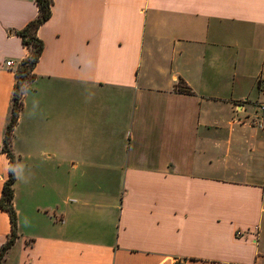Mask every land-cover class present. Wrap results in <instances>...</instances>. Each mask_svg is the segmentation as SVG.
Returning <instances> with one entry per match:
<instances>
[{
	"label": "crops",
	"instance_id": "1",
	"mask_svg": "<svg viewBox=\"0 0 264 264\" xmlns=\"http://www.w3.org/2000/svg\"><path fill=\"white\" fill-rule=\"evenodd\" d=\"M38 16L0 0V199ZM38 37L2 264H264V0H53Z\"/></svg>",
	"mask_w": 264,
	"mask_h": 264
},
{
	"label": "trees",
	"instance_id": "2",
	"mask_svg": "<svg viewBox=\"0 0 264 264\" xmlns=\"http://www.w3.org/2000/svg\"><path fill=\"white\" fill-rule=\"evenodd\" d=\"M39 7V16L30 22L23 30L18 32L21 36L23 44L30 48L29 56L22 60L16 70V84L12 100L11 116L7 125L3 151L10 158L9 179L5 182L2 197L0 199V207L8 212L12 224V235L7 244L2 248L0 253V264L5 257L8 249L15 243L18 237V217L15 210L14 200V184L16 182V158L11 152V142L13 130L18 122L21 109L23 107V97L30 87V82L35 78L33 73L44 51V42L38 37V30L52 15L53 0H37ZM178 91L184 94H192L189 87L180 83Z\"/></svg>",
	"mask_w": 264,
	"mask_h": 264
},
{
	"label": "built area",
	"instance_id": "3",
	"mask_svg": "<svg viewBox=\"0 0 264 264\" xmlns=\"http://www.w3.org/2000/svg\"><path fill=\"white\" fill-rule=\"evenodd\" d=\"M8 67H13L14 62L13 61H8L7 62ZM260 87L264 91V77H262L259 81ZM255 121L254 124L258 127H263L264 126V101H260L256 105V116H255Z\"/></svg>",
	"mask_w": 264,
	"mask_h": 264
}]
</instances>
